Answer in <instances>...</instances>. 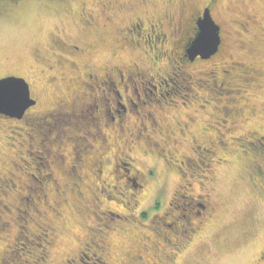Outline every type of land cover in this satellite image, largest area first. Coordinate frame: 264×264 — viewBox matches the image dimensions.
I'll list each match as a JSON object with an SVG mask.
<instances>
[{
    "label": "rangeland",
    "instance_id": "374dc122",
    "mask_svg": "<svg viewBox=\"0 0 264 264\" xmlns=\"http://www.w3.org/2000/svg\"><path fill=\"white\" fill-rule=\"evenodd\" d=\"M208 2L0 0V76L19 74L29 80L37 104L28 114L34 110H45L62 98L68 81L73 74H80L82 69L100 73L98 70L101 68L105 70L110 66L137 64L143 81L149 84L144 85L147 94L143 93L141 86L139 88L134 84L140 101L135 95L133 100L137 103L144 100L146 104L137 109L143 113L153 111V118L160 126H148L145 122L148 127L146 133L159 144L155 150L143 140L131 142L125 130L119 137L117 127L110 126L112 122L107 123L112 128L103 131L107 134L109 145L102 150L101 173L95 180L90 178L81 182L82 198L77 200L76 192H65L68 180L53 168V177L58 186L55 187L49 180L43 184L45 190L39 194L41 196L37 197V202H24L19 200L18 195L27 196L25 186L34 183L31 178L35 177L33 174L32 177L27 176V172H35L37 167L40 168L38 171L43 172L44 168H34V161L36 163L37 160L33 154H30V159L27 157L29 162L26 163L20 158L28 149L25 132L31 127H26L22 121L0 116V179L12 177L15 182L13 186H6L8 191L5 196L0 192V201L5 203L4 211L0 204V264H64L66 259L74 260L73 264H103L98 253L100 251L110 253L111 264H121V260L131 252H155L150 242L143 239L144 236L151 240L153 238L151 230L147 229L159 231L158 220L151 217V204L160 203L156 212L164 210L166 203L175 201L173 193L179 183H190L191 186L186 189L189 193L205 196L210 191L211 202L217 210L212 218L203 222L197 234H184L182 239L191 237L192 242L182 250L176 244L170 245L175 241L160 245L173 252H183L174 264H253L258 253L264 251V197L248 178L251 158L243 154L242 148L233 139L246 136L251 131L263 134L264 0H216L212 15L220 26L222 43L219 53L210 61L185 65L177 58L178 44L173 45V42L184 35L183 31L190 32L191 17ZM166 15L182 26V31L179 28L175 31V27L173 32L165 29L169 35L161 42L162 45L156 41L152 48L149 41L143 38L137 40L136 45L121 46L117 42L119 28L133 18L156 21ZM146 32L142 31L143 35ZM134 37L136 39V35ZM54 40L75 44L84 51L71 57L55 49ZM154 51L158 55L153 58ZM168 51L172 52L170 58ZM226 54L227 57H224ZM58 56L63 60H73L77 70H72L68 64L61 68L56 66ZM230 58L243 60L262 74L261 79L243 95L245 100L238 106L247 110L243 119L233 126L227 124L222 114L214 109L222 106L213 102L217 96L205 95L206 88L200 89L194 84L200 73L212 66L228 69L222 62ZM45 61L55 67L53 71L45 66ZM179 66L181 73L177 79L173 72L176 73ZM157 73L161 77L158 78ZM220 75L222 73L218 71L215 77ZM51 77L55 79L54 84L49 83ZM181 78H184L182 82L190 81L189 87L171 91L175 86H180ZM159 80L162 87L157 86V92L150 94L147 88L153 90V85H157ZM129 90L131 92L133 86L130 85ZM165 91L170 92L166 95ZM159 93L163 96H159ZM225 96L221 95L220 98ZM90 105H93V101ZM249 110L255 114L247 115ZM132 111L136 112V109ZM137 117L136 113L128 115L127 124L123 127L134 132ZM84 121H88V117ZM178 122L187 124L183 135L178 133ZM74 124L79 125L77 122ZM103 127L107 126H101V130ZM213 127L218 129L220 135ZM229 127H234L235 132L229 133ZM111 131L116 132L113 134ZM215 136H219L225 146H218L215 154L208 152L207 164L199 167L179 164L183 157L195 155L194 147L206 143V138ZM94 142L92 144L95 145ZM125 142H129L128 146H124ZM70 147L64 143L60 149L66 157L65 162H69ZM158 148H165L164 152ZM98 154L96 151L94 156ZM174 159L178 160V164ZM118 160L122 161L123 170L115 168ZM173 164L178 165V170ZM136 170L145 181L135 180V183L142 184L139 189L130 188L124 183L125 176L131 182L135 179ZM261 185L264 188V182ZM95 198H98L97 202ZM14 207L19 211L14 212ZM86 208L92 210L93 215L86 212ZM142 212H145L143 216ZM196 218L191 217L193 225L198 223ZM1 219L7 220V223L2 224ZM164 222L171 223L169 220ZM17 230L27 233L21 238L13 237ZM101 241L105 243L100 244ZM142 254L144 258L148 255ZM80 258L82 261H79Z\"/></svg>",
    "mask_w": 264,
    "mask_h": 264
},
{
    "label": "flooded vegetation",
    "instance_id": "af4514ba",
    "mask_svg": "<svg viewBox=\"0 0 264 264\" xmlns=\"http://www.w3.org/2000/svg\"><path fill=\"white\" fill-rule=\"evenodd\" d=\"M205 7L203 6L200 11H195L193 17H191L192 26L190 25L189 27L190 32L188 33L187 31H183L184 35L178 36V39L173 42V45L174 43L178 44V51L176 54L179 60H182V55H184L182 49L187 48V45L195 35L196 21L200 16H202L203 9ZM172 20L173 19L167 15L162 19H157L156 21H151L150 19L143 17H135L133 20L123 24L119 28V38H117V42L120 43L121 46H127L128 44L136 45L137 40L143 38L145 41H149V44H151V47L153 48V44H155L156 41L160 42L158 44H161V42H164L166 37L169 35L165 29L173 32L175 27V31H178V28L182 31V26L177 23L175 24ZM156 29L159 31H156ZM144 30L147 32L143 35L142 31ZM135 35L136 39L134 37ZM54 46L58 51L66 53L71 57H73L75 54H81L84 51V49H81L80 46L71 44L69 42L64 43L58 40H54ZM157 49L158 48H156V50ZM152 53H155L153 54V58L158 55V53L155 51ZM168 53L169 56L172 54L171 51H168ZM218 53L219 49L217 53L208 59H200L199 57H196L192 61H186L185 65L195 62L210 61L216 57ZM36 57L38 56L36 55ZM224 57H227V54ZM222 63L225 64L228 69H223L222 67L216 65L212 66V68L208 69V71L200 73V77L196 79L194 84L200 89L206 88L205 95H208L209 97L217 96V98L213 99V102H216L222 106L219 109L214 107V109L222 114L224 121L227 122V124L230 123L233 126L239 120L243 119L247 110L238 106L245 100L243 95L247 93V89L252 86V84L257 83L261 79L262 74L259 73L257 68L249 66L243 60L234 61L230 58ZM44 64L50 71H53L55 68L52 64L46 61ZM55 64L59 68L63 67L65 64H68L72 70H77L73 60H63L61 56L56 58ZM180 67L181 66L177 67V74L181 73ZM98 71L100 73H90V71L87 72L86 69H82L80 74H73L72 79L69 80L66 85L67 88L64 91L65 93H62V98L53 102L52 105L47 109L34 110V112H30V114H28V111L32 110L36 106L37 100L32 96V88L29 80L25 76L19 74H6L0 76V79L8 76L23 78L29 85L30 97L35 101L32 106L26 109L21 118H12L22 121L26 127H31L29 130H27V132H25V135L27 136L26 145L28 149L25 151L26 153L22 157H26V159H28L31 156L30 154H33V157L35 156L36 159L44 161L46 166L43 168L44 170L47 169L45 171L46 174L42 173L41 171L37 172V175H40V179L41 181L43 180L44 184L50 180L53 182L55 187L58 186L52 173L53 168L58 169L65 179L70 182L68 183L67 181L65 183V192L68 194H73V192L78 193V195H76L77 200H79L78 198H82L83 194L80 187L82 185L81 182L83 183L84 180L87 181L90 178L94 179L101 173V157L104 153L102 150L106 149V146L109 145V141L106 137L107 134L105 133V130H107L108 127L115 125L117 130L120 131L119 137L125 130V132H127V134L130 136L131 142H133V140H143L146 145L151 146L155 150H157V147L159 146V144L154 142V140L151 139V137L146 133L148 130L146 123L148 126L157 128L160 127L153 118V111L149 110L150 112L146 111L143 113L137 108L140 107V105H145L146 102L142 100L140 103H137L133 100L135 95L138 101H140L138 90L135 88L134 84H136V86L138 85L139 88L141 86L144 94H147L144 91V88H146L144 85L149 84L143 81L142 72L140 71L138 65L123 64L119 67L110 66L105 70L101 68ZM218 71L221 72L222 75L216 78L215 75ZM176 73L173 72V74L178 77ZM157 74L156 76L158 78L161 77V74ZM187 75L191 76V74ZM132 78H134L136 81H134ZM217 79H220V81ZM183 80L184 78H182V81ZM54 82V77H51L49 79V83L54 84ZM130 82L133 84H130ZM171 82L174 84L173 81ZM187 83L189 84L190 81L188 80ZM156 84L157 85H153V90L147 88L150 94H155L157 89L162 87L161 80L157 81ZM130 85L133 86V90H131V92L129 90ZM221 95L227 96L221 99ZM159 96L162 97L163 94L159 93ZM89 101H93V105H90L91 102L87 104ZM81 106L84 107L80 108ZM76 107L78 108L74 109ZM132 109H136V112H133ZM132 113H136L139 116L137 117L138 124L135 125L136 128L134 132L123 127V125L127 124V116L131 115ZM253 114H255L253 110H249L247 112V115ZM0 116L7 117L2 114H0ZM85 117H88V121L86 124L84 123V125L83 122ZM159 119L162 120L161 118ZM75 122H79V125H75ZM107 123H111L112 125L110 124V126H108L106 125ZM177 125L178 133L183 135L184 130L187 128V124L178 122ZM101 126L107 127H103L101 130ZM213 128L215 129L214 131L219 134L218 129L215 127ZM165 130L168 131L167 129ZM234 130V127H229L228 129L229 133H234ZM115 132L111 131L113 134H115ZM262 133L263 134H260L257 131H251L246 136H236L233 139L242 148L243 154L251 158L249 163L250 171H248V178L251 183H253V185L255 184L254 186L257 187L261 196L264 197V188L261 185L264 182V128ZM119 137L117 136V138L122 141ZM93 141H95V145L92 144ZM171 142L174 143L175 140L172 139ZM64 143L71 145L68 152L70 153L68 156L69 162H65L66 157L62 152H60V149L63 148ZM128 144L129 142H125L124 146H128ZM218 146H225L224 141H222L219 136L206 138V143L202 144L201 146L197 145L196 148L194 147V156L183 157L184 160L179 161V164H185L188 165V167L203 166L207 164L206 159L208 158L206 157V154L211 151H213L215 154V150ZM164 149L165 148H161L159 150L160 152H164ZM96 151L99 152L98 156H94ZM247 151H250V153L246 154ZM90 153L91 156H88ZM22 157L20 156V158L26 163L27 160ZM161 157H163V155H161ZM174 161L178 164L177 159H174ZM121 162L120 160L117 161L115 166L116 169L123 170L121 165L123 163ZM175 167L178 170V165ZM136 172L137 175L132 181L133 183L131 182V179L127 178L125 175L124 183L129 187L131 186L130 188L139 189L142 187V184L139 182L135 183V180L140 179L142 183L145 181L144 177L137 170ZM34 179L36 180L37 178L34 177ZM4 180L11 182L12 177L5 178ZM41 181L36 182L39 184L41 189H44ZM189 186H191L190 183H179L177 190L175 189V192L173 193L175 199L173 202H176V204L169 201L166 203L164 210L156 212V209H159L160 207V203L152 202L151 217H155L158 220L159 231H156L155 228L147 229L148 231L151 230L153 238L151 240L147 236H144L143 239L144 241L150 242L151 246L156 251L131 252L124 260H121V264H174L177 257L180 254H183V252H173L171 249L161 248L160 245L165 246L164 243L166 244L171 241H175L170 245L173 246L176 244L180 246L182 250L185 248V246H188L192 242L191 237L188 239H182L185 237L184 234H197V231L201 229L203 222L212 218L217 210V207L211 202L209 193L210 191L206 192L205 196L203 194L197 195L186 191ZM201 188L203 189V187ZM25 189H27L26 186ZM96 189L98 188H93V190ZM97 200L98 198H95L96 202ZM53 209H55V207H53ZM85 210L86 212H89L93 215L92 210L88 208ZM175 212H177L176 215H174ZM141 214L143 216L145 212H142ZM191 217L199 218L198 220L197 218L195 219L198 221V223L193 225L192 222H190ZM165 220H169L171 223H165ZM183 242H186L187 244L185 245ZM99 243H105V241H101ZM105 249L106 248L104 247L103 250L105 251ZM145 250L148 251L147 248H145ZM98 253H100V259L102 262H104L103 264H111V260H109V252L100 251ZM142 253L148 255L144 258ZM79 261H82L81 258ZM73 262L75 261L66 259L64 264H73ZM253 264H264V251L258 253V255L253 260Z\"/></svg>",
    "mask_w": 264,
    "mask_h": 264
},
{
    "label": "water",
    "instance_id": "95a60500",
    "mask_svg": "<svg viewBox=\"0 0 264 264\" xmlns=\"http://www.w3.org/2000/svg\"><path fill=\"white\" fill-rule=\"evenodd\" d=\"M220 42V26L209 8H204L196 21L195 35L186 48L189 60L210 58L218 51ZM34 103L29 85L23 78L8 76L0 79V114L18 119Z\"/></svg>",
    "mask_w": 264,
    "mask_h": 264
},
{
    "label": "trees",
    "instance_id": "16d2710c",
    "mask_svg": "<svg viewBox=\"0 0 264 264\" xmlns=\"http://www.w3.org/2000/svg\"><path fill=\"white\" fill-rule=\"evenodd\" d=\"M215 2H216V0H209V2L207 3V6L205 7V8H209V10H210V13L212 12V7H214L215 6ZM204 10V9H203ZM220 38H221V40H222V37L220 36ZM220 45H221V42H220ZM220 45H219V47H220ZM182 51H183V53H184V55H182V60H180L181 62H184V64H185V62L186 61H190L189 60V57L187 56V53H186V48L185 49H182ZM218 52V51H217ZM216 52V53H217ZM169 58H170V56H169ZM178 70H176V72H177ZM180 73H178L177 75H179ZM177 78V77H176ZM178 79V78H177ZM182 80V78L181 79H179V85L180 86H175V89H172L171 91H178L179 90V87H182V88H184V87H189V84L188 83H185V82H182L181 81ZM186 84V86H184L185 84ZM182 85V86H181ZM178 88V89H177ZM168 92H170V91H165V94L167 95L168 94ZM83 122V121H82ZM87 122V121H86ZM86 122L84 121L83 122V124L85 123L86 124ZM77 123H79V122H77ZM84 124V125H85ZM33 158H35V156L33 157ZM30 159V158H29ZM36 159V158H35ZM25 160H27L28 162H29V160L28 159H25ZM37 161H36V163H35V161H34V168L36 167V166H39V167H41V168H43L44 166H46V164L44 163V161L42 160H39V159H36ZM41 162V163H40ZM41 164V165H40ZM35 172H32V173H30V172H27V176H31V174H33L37 179L35 180L34 178H31L33 181H34V183H30L29 185H26V187H27V189H26V191H27V196H24V197H21L20 195H18V198H19V200H23L24 202H26L25 200H28V201H32V200H34L35 202H37V197L39 198L41 195H39V194H43V191L45 190V189H41L40 188V186H39V184H37V182L36 181H41V179H40V175H37V172H38V170H40V168H35ZM47 169H45V170H43V172L42 173H44V174H46L45 173V171H46ZM48 172V171H47ZM32 177V176H31ZM41 184H44V182H43V180L41 181ZM13 185H15V182H14V179H12V181L11 182H7L6 180H4L3 178H1L0 179V192H1V194L3 195V196H5L6 195V192L8 191L7 189H6V186H13ZM0 204H2L1 203V201H0ZM3 204H5V203H3ZM3 204H2V207H1V210L2 211H4L3 209H4V207H3ZM9 206L11 207V205L9 204ZM10 207H8L7 208V210H9V208ZM14 209V212H16V211H19V209L17 208V207H14L13 208ZM7 210H5L6 212H7ZM26 213H27V211H25ZM27 215V214H26ZM0 217H1V215H0ZM15 219H17V217H15ZM1 222H2V224H5V223H7V220H2L1 219ZM18 233H19V235H18ZM24 233H27V232H23L22 233V231H16V234L15 235H13V236H15V237H22L23 235H24Z\"/></svg>",
    "mask_w": 264,
    "mask_h": 264
}]
</instances>
